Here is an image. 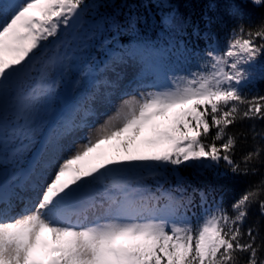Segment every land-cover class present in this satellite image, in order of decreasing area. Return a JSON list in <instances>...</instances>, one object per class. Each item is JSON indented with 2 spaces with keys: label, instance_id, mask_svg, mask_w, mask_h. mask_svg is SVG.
I'll use <instances>...</instances> for the list:
<instances>
[{
  "label": "snow or ice",
  "instance_id": "6c2138e0",
  "mask_svg": "<svg viewBox=\"0 0 264 264\" xmlns=\"http://www.w3.org/2000/svg\"><path fill=\"white\" fill-rule=\"evenodd\" d=\"M250 5L260 10L259 22L247 31L242 24L233 30L221 53L208 51V71L193 72L166 90L123 100L94 134L58 158L54 172L40 184L25 211L8 215V204L19 195L18 185L0 183V264H241L240 253L245 254L243 264H264V248L256 243L253 228L246 233L242 228L248 205L257 202L259 192L249 190L238 198L231 205L234 215L221 208L200 217L195 225L169 223L153 212L155 206H149L145 197L135 195L134 189L129 192L130 182L123 179L137 163L179 167L192 162L205 167L222 160L233 173L240 171L230 155L236 141L226 130L240 118L264 120V95L248 98L241 90L249 68L264 53V0H229L226 5L240 18ZM85 6V0H0V94L6 82L29 75L34 50L49 37H57L61 26L70 27ZM179 22L174 13L162 19L168 28ZM133 23L131 16L125 21L105 20L117 32L133 30ZM139 23L137 18L135 24ZM125 56L132 58L122 51L113 60V71ZM50 91L51 85L38 84L24 99L39 100ZM185 105L171 128L160 134L167 148L124 160L97 152L113 138L129 130L139 133L144 123ZM239 105L245 110L241 112ZM62 127L74 130L80 124L65 117ZM210 133L212 140L205 143ZM93 153L97 163H80ZM260 154L257 148L244 160ZM111 189L122 194L114 195ZM258 203L264 214V198ZM168 211H173L172 205Z\"/></svg>",
  "mask_w": 264,
  "mask_h": 264
},
{
  "label": "trees",
  "instance_id": "16d2710c",
  "mask_svg": "<svg viewBox=\"0 0 264 264\" xmlns=\"http://www.w3.org/2000/svg\"><path fill=\"white\" fill-rule=\"evenodd\" d=\"M228 2L85 0L82 27L65 34L61 27L56 37H59V45L48 56V44L55 37L42 41V46L34 50L37 55L31 60L33 63L38 54L43 53L41 63L32 64L29 75L22 80L6 82L8 85L0 94V110L3 113L6 109L14 111L16 116V128L10 139H3L0 131V148L6 152L13 149L10 154L12 183L19 187V195L11 201L13 207L21 201L25 207L32 200V192L43 180L45 169L54 162L59 138L68 130L62 127L65 117H71L76 123L86 117L105 67L123 51L138 57L154 75L171 83H181L180 75L186 72L190 76L201 67H207L208 51L221 53L233 38V30L238 31L242 24L247 31L259 22V9L250 5L246 15L240 18L228 10ZM169 13L179 17L180 22L175 27L162 25V19ZM129 16L134 21L133 30L117 32L115 27L105 25V20L125 21ZM137 18L139 25L135 24ZM249 72V79L241 85L243 95L248 98L264 95V53L257 57ZM38 84L51 85L49 94L39 100H25L24 97ZM239 107L241 112L246 108L245 105ZM226 131L236 141L230 155L240 166V171L233 173L222 160L219 164L205 167L189 162L179 167L146 170L137 165L127 172L129 192L134 189L135 195L145 197V202L155 206L153 210H157L160 217L169 223L189 222L195 225L200 217L221 208L234 215L231 205L245 192L257 191V202L248 205L242 228L245 233L249 227L253 228L257 235L256 243L264 248V214L258 203L264 198V120L240 118ZM211 140V133L204 138L205 143ZM110 144L113 143L108 141V150L116 146ZM257 148L261 149L260 156L246 163L244 157ZM117 152L116 148L115 159L126 158L121 151ZM110 191L117 196L122 194L119 189ZM170 205L173 207L171 213L168 211ZM238 255L243 264L245 254Z\"/></svg>",
  "mask_w": 264,
  "mask_h": 264
},
{
  "label": "rangeland",
  "instance_id": "374dc122",
  "mask_svg": "<svg viewBox=\"0 0 264 264\" xmlns=\"http://www.w3.org/2000/svg\"><path fill=\"white\" fill-rule=\"evenodd\" d=\"M61 27L64 28V34L71 30V28L66 26ZM48 50L49 52L47 53V56L52 51V49L49 48ZM130 56L132 58L125 56L124 60L119 63L118 67H116L115 71H113V62L103 69L101 74V84L94 92V96L87 109L88 111L86 117L83 120L77 122V124H80V127L75 128L74 130L68 128L65 134L59 138V150L54 154V162L45 169L46 174L43 180L40 181L39 185L35 188V191L32 192L33 198L27 205L35 201L40 184H42L43 181L49 177L50 173L54 172L58 158L65 155L68 149L72 147L74 143L82 142L83 138L90 133L94 134L95 128L99 124H102L108 115L114 113L116 108L120 106L123 100L132 96L140 98L141 94H146L151 91L166 90L173 85V83L165 80L164 78L154 75L150 69H147L148 67L146 68L145 65L140 63V59L138 57L134 55ZM41 60V58H38L33 61L31 65L41 63ZM207 64L208 63L206 62V65ZM244 67H246V65ZM208 70V67L205 69L201 67V70L198 72ZM186 74L187 73L185 72L184 74L180 75L181 82L183 78L187 76ZM187 107L188 105L178 106L177 108L170 109L165 116L154 117L151 121L144 123L141 126L139 133L129 130L122 136L115 137L111 140L113 144L110 145L116 146H113L110 150H108L106 148L108 142H106L100 146L97 152L103 153L106 158L115 159L117 158L115 155L116 148L118 150L117 153L121 151V154H125L126 158L135 155L151 154L152 152L167 148L169 144L167 141H164L161 138L160 134L166 130H169L175 115L181 112L183 108ZM0 119L3 121V123H0V129L3 130L4 136L8 137L10 126L15 123V112L6 109L5 113H3L0 110ZM125 144H127V148H125ZM2 153L3 152L0 149V169L3 168V166H10L9 160L6 159V157L4 159L2 157ZM95 155L96 153L90 154L89 157H86L85 160L81 161L80 163L84 166H90L97 163L98 161H96ZM137 165L140 168L146 170H151L155 167H163L157 166L155 164L146 165L143 163H137ZM23 203L24 201H21L17 203L16 207L9 209L8 215H16L25 211L27 205L22 207ZM153 212H155L157 216L160 217V214L157 210H153ZM44 236L46 239H48L50 234L45 233Z\"/></svg>",
  "mask_w": 264,
  "mask_h": 264
},
{
  "label": "water",
  "instance_id": "95a60500",
  "mask_svg": "<svg viewBox=\"0 0 264 264\" xmlns=\"http://www.w3.org/2000/svg\"><path fill=\"white\" fill-rule=\"evenodd\" d=\"M82 22V11L79 15L72 21L71 26L74 28H78ZM56 41L52 42L51 45L54 46ZM9 177V170L0 171V183H3Z\"/></svg>",
  "mask_w": 264,
  "mask_h": 264
}]
</instances>
